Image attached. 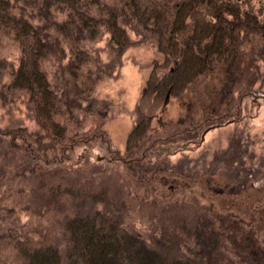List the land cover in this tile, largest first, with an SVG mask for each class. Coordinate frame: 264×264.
I'll list each match as a JSON object with an SVG mask.
<instances>
[{"label":"trees","instance_id":"16d2710c","mask_svg":"<svg viewBox=\"0 0 264 264\" xmlns=\"http://www.w3.org/2000/svg\"><path fill=\"white\" fill-rule=\"evenodd\" d=\"M1 34L21 55L17 67L0 55V97L28 90L37 125H0V210L11 219L0 233V264H264V177L237 182L221 166L191 171L166 158L138 163L148 149L140 143L170 98L185 93L199 112L153 134L148 144L165 157L202 140L206 127L239 120L246 97H264L236 87L244 57L264 46L262 6L0 0ZM103 36L106 58L95 46ZM140 42L162 57L148 63L121 149L106 127L114 100L95 90L103 76L119 74L127 50ZM96 141L123 171L72 161L77 146ZM166 186L183 197L163 195Z\"/></svg>","mask_w":264,"mask_h":264},{"label":"rangeland","instance_id":"374dc122","mask_svg":"<svg viewBox=\"0 0 264 264\" xmlns=\"http://www.w3.org/2000/svg\"><path fill=\"white\" fill-rule=\"evenodd\" d=\"M252 3L262 6L264 10V0H251ZM135 37V33L131 32ZM107 36L98 42L103 58L107 57L105 45ZM258 49V48H257ZM0 55L8 57L19 64L21 49L18 43L8 35L0 36ZM162 57L151 43L140 42L131 46L125 54V62L121 66L120 72L116 76H103L96 85L95 94L100 98H112L114 109L109 116L106 127L108 128L113 141L121 149H125L126 136L131 129L136 114L133 111L136 103L145 89L150 71L148 63L151 59ZM95 60L91 63L93 65ZM48 65L50 70L52 65ZM3 86L11 78V72L3 74ZM240 76L237 90L246 87L264 91V46L255 54H247L241 63ZM236 92V97L238 96ZM243 116L239 120L206 127L202 132V140L190 143L189 149L179 150L169 156L158 154L152 150L149 141L153 134L161 130L167 124H183L187 119H194L198 116V107L192 102L187 94H182L170 98L165 110L160 111L153 121L148 131V139L140 146L147 149L144 159L138 162L140 165L146 163H156L165 159L170 164L184 163L191 170L210 169L218 167L225 168V172L235 181H243L257 176L264 177V97L248 96L242 101ZM91 121V118L89 119ZM26 124L33 128L37 125L31 109L29 92L26 89H17L15 93L7 96L6 99L0 97V125ZM234 135L238 138L234 139ZM233 136V138H232ZM231 139L233 145L231 144ZM139 146L138 153L141 155L142 148ZM85 158L96 161L103 166H114L123 171L122 162H110V152L107 145L100 142H92L87 147L77 146L73 154V162L79 160L83 162ZM120 174V172H119ZM122 178V175L119 177ZM119 179V180H120ZM167 186L161 188L165 196H175L182 198L184 193L178 189L167 191ZM198 190V189H196ZM138 214L136 213V216ZM133 216L132 220H138ZM24 217H27L24 215ZM11 224L10 217L0 210V233ZM137 227L142 229L140 222Z\"/></svg>","mask_w":264,"mask_h":264}]
</instances>
